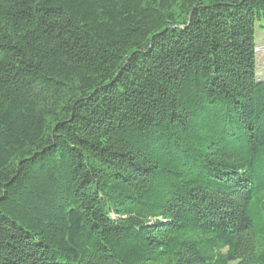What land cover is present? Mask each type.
<instances>
[{
    "label": "trees",
    "instance_id": "1",
    "mask_svg": "<svg viewBox=\"0 0 264 264\" xmlns=\"http://www.w3.org/2000/svg\"><path fill=\"white\" fill-rule=\"evenodd\" d=\"M264 0H0V264H264Z\"/></svg>",
    "mask_w": 264,
    "mask_h": 264
},
{
    "label": "rangeland",
    "instance_id": "2",
    "mask_svg": "<svg viewBox=\"0 0 264 264\" xmlns=\"http://www.w3.org/2000/svg\"><path fill=\"white\" fill-rule=\"evenodd\" d=\"M255 44L257 45V76L259 80L264 81V19L257 21L255 24Z\"/></svg>",
    "mask_w": 264,
    "mask_h": 264
}]
</instances>
